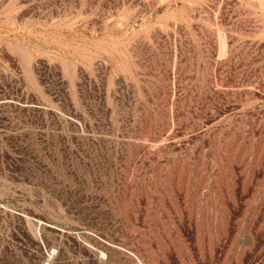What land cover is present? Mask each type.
I'll list each match as a JSON object with an SVG mask.
<instances>
[{"label":"rangeland","instance_id":"1","mask_svg":"<svg viewBox=\"0 0 264 264\" xmlns=\"http://www.w3.org/2000/svg\"><path fill=\"white\" fill-rule=\"evenodd\" d=\"M0 264H264V0H0Z\"/></svg>","mask_w":264,"mask_h":264}]
</instances>
